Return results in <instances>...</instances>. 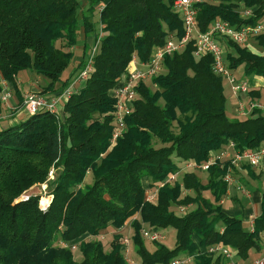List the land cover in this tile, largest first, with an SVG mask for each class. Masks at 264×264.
I'll use <instances>...</instances> for the list:
<instances>
[{"label":"trees","instance_id":"obj_1","mask_svg":"<svg viewBox=\"0 0 264 264\" xmlns=\"http://www.w3.org/2000/svg\"><path fill=\"white\" fill-rule=\"evenodd\" d=\"M197 8L202 32L217 19L238 28L264 20V0H217ZM246 9L251 10L248 16ZM81 26L93 43L101 31L103 35L90 77L63 103L62 116L42 109L0 130V264H127L121 235H115L111 252L97 237L110 225L121 228L129 220L136 232L137 253L146 264H170L189 253H196L190 264H225L222 253L206 250L218 243L244 260L251 249L261 254L264 196L253 228L244 216L226 210L230 160L210 166L205 182L195 170L166 181L184 170V160L204 163L232 142L238 151L264 143V111L257 108L249 116L230 118L226 109V87H230L214 72L211 55H195L193 41L165 56L163 70L151 80L153 87L140 81L126 129L112 144L113 91L128 77L133 57L148 61L154 46L164 44L170 34L184 35L172 0H87L86 6L82 0H0L2 77L19 92V73L32 70L45 81L41 93L63 91L91 54L87 51L63 78ZM251 39L264 51V32ZM219 40L229 48L225 60L237 77L241 70L244 77L264 78V54L248 44ZM254 92L249 93L256 97ZM52 166L56 175L50 183L49 208L41 209L37 194L19 200L33 185L28 193L38 189ZM88 173L92 183L85 182ZM149 189L156 191L154 201L147 200ZM189 204L196 208L183 215L172 209ZM141 221L155 229L175 227L176 246L155 240V250H149ZM75 244L84 253L80 262L72 252Z\"/></svg>","mask_w":264,"mask_h":264},{"label":"built area","instance_id":"obj_2","mask_svg":"<svg viewBox=\"0 0 264 264\" xmlns=\"http://www.w3.org/2000/svg\"><path fill=\"white\" fill-rule=\"evenodd\" d=\"M217 0H172V8L180 16L183 27L184 35L177 36L172 33L169 35L166 42L162 45L154 46L151 57L148 61H141L136 56L133 57L129 64L128 77H123L119 84L115 87L113 95L116 99L115 108L113 111V132H112V144L117 142V139L122 136L126 129V116L132 112L131 105L137 99L138 90L137 87L140 81L152 79L154 76L161 73L163 70V61L166 55H171L175 52L182 51L186 48L190 41L194 43V53L197 57L211 55L213 57V70L216 74L222 75L227 81L232 94L240 98L242 94H249L250 85L248 81L238 78L233 71L228 67L225 60L226 46L222 44L219 38L230 39L241 45L249 43L250 39L257 34L264 32V23L260 22L256 25H243L238 28L232 25L229 21L223 19L215 20L207 31H200L197 21L198 8L197 5L206 2H216ZM251 14L250 9H246L244 12L245 16ZM103 33L99 36V40L94 43L90 57L87 61L86 66L78 73L76 78L73 80L70 86L63 91L57 92L56 94L44 95L41 91L29 92L24 97V108L32 115L38 111L45 109L54 113L57 118H60L63 114V103L67 101L76 91L79 86L87 81L90 77L93 67V57L98 49L100 38ZM4 87L3 92L0 93V98L5 101L10 97L9 85L3 80ZM261 109L264 111V103L255 100L243 101L238 100L237 112L239 116H249L254 112L255 109ZM234 148V143H230L226 146V149H222L220 153H213L210 159L204 163H197L195 160L190 159L186 161L183 169L186 168H200L208 170L210 166L217 163L218 161H224L222 158L229 155V151ZM231 161L232 166L225 179L229 184H232L233 177L231 171L233 166L240 167L243 164L250 166H259L264 162V143L256 149H245L243 151H234L232 157L228 159ZM54 166L51 167L48 173L47 179L39 184L38 192L41 195L51 194L50 183L55 179ZM177 174H172L166 181H172L176 178ZM165 181V182H166ZM165 182L160 183L162 186ZM238 189H242V185L238 184ZM36 194L26 192L21 198L28 199L30 195ZM50 201L45 205L42 201L40 207L42 210H47L52 201L53 194L50 195ZM156 199V193L153 192L147 195V200L154 201ZM186 206H182L184 209ZM253 221L249 222L253 228ZM143 235L146 239L158 241L165 238L161 229L152 228L151 230L143 229ZM125 247L129 246V238L121 239ZM76 244L73 246V248ZM209 252L222 253L227 259L232 260L235 255L232 248L223 243L210 246L206 249ZM196 253H189L182 256H178L173 259L170 264H190L195 258ZM136 264H146L144 262ZM237 264V263H234ZM254 264H264V234L262 239V252L254 260Z\"/></svg>","mask_w":264,"mask_h":264},{"label":"crops","instance_id":"obj_3","mask_svg":"<svg viewBox=\"0 0 264 264\" xmlns=\"http://www.w3.org/2000/svg\"><path fill=\"white\" fill-rule=\"evenodd\" d=\"M82 1L83 4L86 6L87 0H82ZM93 40L94 38L92 36H87L85 34L84 28L83 26H81L79 31L78 43L69 49L74 53L73 61L71 64L72 69L70 73L73 72V70L76 69L77 65L83 60L84 55L86 54L88 48L92 46L94 42ZM248 46L253 51L264 54L263 49L259 45H257V43L253 39L250 40ZM236 74H238V77L240 79L248 81L250 85V89L251 90L253 89L255 91L254 92L255 95L258 96L257 91L261 92V97H260L261 99L258 98L257 96L255 97L253 93H249L248 95H246L248 97L247 100L243 99V95L245 94H242L240 98H237L232 94L236 104V113L239 116L237 112V105L239 99H243V101L255 100V101L263 102L262 97L264 98V78L259 75L250 76L249 78L244 77L242 72L241 74H239V72H236ZM3 80L4 78L0 73V85L2 89L4 87V84L2 83ZM44 83H45L44 79L32 70H24L21 71V73H19L17 77V86L19 92H16L13 86L9 84L8 89L10 91V97L5 101H3L0 98V130L14 126L26 120L31 115L24 108V102H23L24 97L30 91H41ZM82 86L83 84H81L79 88H81ZM2 92L3 91H1L0 93ZM175 160L178 161V158L176 157ZM231 174L233 177V182L232 184H229L228 195L223 200L225 208L231 214L244 216L248 222L251 219H254L261 212V205L264 196V162L259 166H251V167L244 166L243 164L240 167L234 168L231 171ZM241 182H244L247 185V187L252 191V195L248 194V196H245L243 192L237 191L238 190L237 186ZM242 197H244L248 201L247 204L249 206L247 208H245V206L242 203L241 200ZM225 202H227L228 204H225ZM107 230L108 228L102 234L99 235V237L101 238L100 240L106 238V236L108 235ZM126 250L128 249L126 248ZM235 257L231 260V262L230 260L226 259L227 261L226 264L236 263Z\"/></svg>","mask_w":264,"mask_h":264},{"label":"rangeland","instance_id":"obj_4","mask_svg":"<svg viewBox=\"0 0 264 264\" xmlns=\"http://www.w3.org/2000/svg\"><path fill=\"white\" fill-rule=\"evenodd\" d=\"M99 19V11L96 12V16H95V21H96V28L97 29H100V23L98 21ZM94 41V40H93ZM225 44H227V42H225ZM94 43L92 44V46L87 50V51H91L92 50V47H93ZM227 50L229 49L228 46H226ZM91 49V50H90ZM72 69V65H70L63 73V78H65L68 74H70V71ZM21 73V72H20ZM239 74H241V71H239ZM249 78V77H248ZM8 85L10 84L6 79H4ZM152 79H147L146 80V84L150 87H153V83L151 81ZM2 83L4 84V82L2 81ZM226 86V85H225ZM3 90V89H2ZM30 92H34V91H30ZM57 93V92H56ZM55 93V94H56ZM41 94H44V95H51V94H54V93H41ZM247 94L243 95V99L247 100ZM226 96H227V102H226V109H227V114L230 118H240V116L237 115L236 113V104H235V101H234V98L232 96V92L229 90L228 87H226ZM242 99V100H243ZM262 100L264 101V98L262 97ZM24 102V101H23ZM235 148V147H234ZM223 149H226L223 148ZM221 151V150H220ZM220 151H217L216 153H220ZM234 151H237L236 149H231L230 148V151H229V155H226L222 158V160L226 161L228 159H230L232 157V154H234ZM215 153V152H214ZM212 156V155H211ZM210 156V157H211ZM210 159V158H209ZM207 162V161H206ZM183 165H186V160H184L183 162ZM198 163V162H197ZM200 164V163H199ZM196 171L199 176L201 177V179L205 182L207 180V177H208V170H203V169H200V168H186L184 170H182L177 176H176V179H182L183 177V174L185 173V171ZM93 181V175L92 173H88L86 178H85V182L86 183H92ZM146 184L149 183L147 180L145 182ZM242 185V189H238L237 191H241L243 192V194L245 196H248V194L252 195V191L247 187V185L244 183V182H241L240 183ZM35 186V185H33ZM32 186V187H33ZM31 187V188H32ZM31 188H29V190H31ZM29 190H27L26 192H28ZM39 190L38 189H34L32 190V192H36L37 195H40V204H41V201L46 205L49 201H50V195L51 194H48V195H41L40 193H37ZM156 192L154 189H149L148 190V195H150L151 193ZM24 192L22 194V196L26 193ZM188 191H184V194L185 195ZM190 193L192 195H194V192L191 190ZM205 195H209V192H204ZM20 196L18 199H22ZM231 199V198H229ZM227 199V200H229ZM242 200V203L243 205L245 206V208H247L249 205L247 204L248 201L242 197L241 198ZM225 204H228L227 202H225ZM196 208V204H189L187 205L184 209L181 207V206H174L172 207V209H174V211L176 212V214L178 215H183V214H186L188 212H191L193 211L194 209ZM142 223V230H141V233L143 231V229H147V230H151L153 227L151 226L150 223L148 222H143L141 221ZM108 235L106 236L105 239H102L101 241L103 242L104 244V248H105V251L106 252H111L113 250V241L115 239V235L116 234H119L121 235V239L123 238H129V246L128 247H124L122 249V253L124 254V256L126 257V260H127V264H136V263H141L142 262V259L140 258V256L138 255L137 253V246H136V242H135V235H136V232L134 230V228L132 227L131 225V220H129L128 222H126L121 228H116L115 226L113 225H110L108 227ZM161 232L164 233L165 235V238H162L159 240L160 243H163L165 244L167 247L169 248H174L176 246V243H177V229L175 227H172V226H169V227H166V228H162L161 229ZM97 239H101L99 236L97 237ZM145 245L147 246V248L151 251H154L155 248H156V243L153 242V240H149V239H145ZM126 248L128 250H126ZM72 252H73V255L75 257V259L77 261H82L83 258H84V253H83V250H82V246L80 244L76 245L74 248H72ZM260 255V252H258L257 250L255 249H251L250 252H249V257L247 260H244L243 258L239 257V256H233L235 257L236 259V262L238 263H242V264H247L249 261H252L254 260L257 256ZM227 259V258H226ZM230 260V259H228ZM231 262V260H230ZM226 264V263H225Z\"/></svg>","mask_w":264,"mask_h":264},{"label":"water","instance_id":"obj_5","mask_svg":"<svg viewBox=\"0 0 264 264\" xmlns=\"http://www.w3.org/2000/svg\"><path fill=\"white\" fill-rule=\"evenodd\" d=\"M255 117H258V115H255Z\"/></svg>","mask_w":264,"mask_h":264}]
</instances>
